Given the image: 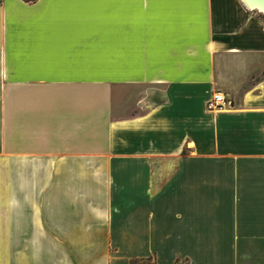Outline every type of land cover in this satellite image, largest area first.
Segmentation results:
<instances>
[{"label": "crops", "instance_id": "0c3cea01", "mask_svg": "<svg viewBox=\"0 0 264 264\" xmlns=\"http://www.w3.org/2000/svg\"><path fill=\"white\" fill-rule=\"evenodd\" d=\"M132 258L264 264V10L0 0V264Z\"/></svg>", "mask_w": 264, "mask_h": 264}, {"label": "built area", "instance_id": "2783aa9c", "mask_svg": "<svg viewBox=\"0 0 264 264\" xmlns=\"http://www.w3.org/2000/svg\"><path fill=\"white\" fill-rule=\"evenodd\" d=\"M227 104H230V102L227 100L224 93L219 90H215L211 97L207 100V106L209 108H221Z\"/></svg>", "mask_w": 264, "mask_h": 264}, {"label": "bare ground", "instance_id": "6f19581e", "mask_svg": "<svg viewBox=\"0 0 264 264\" xmlns=\"http://www.w3.org/2000/svg\"><path fill=\"white\" fill-rule=\"evenodd\" d=\"M249 6H258L260 10H264V0H244Z\"/></svg>", "mask_w": 264, "mask_h": 264}, {"label": "rangeland", "instance_id": "374dc122", "mask_svg": "<svg viewBox=\"0 0 264 264\" xmlns=\"http://www.w3.org/2000/svg\"><path fill=\"white\" fill-rule=\"evenodd\" d=\"M134 264H152L151 258L149 259H140L134 262Z\"/></svg>", "mask_w": 264, "mask_h": 264}, {"label": "trees", "instance_id": "16d2710c", "mask_svg": "<svg viewBox=\"0 0 264 264\" xmlns=\"http://www.w3.org/2000/svg\"><path fill=\"white\" fill-rule=\"evenodd\" d=\"M140 259L144 260V259H149V258H132V259H129V264H134L135 261L140 260Z\"/></svg>", "mask_w": 264, "mask_h": 264}, {"label": "water", "instance_id": "95a60500", "mask_svg": "<svg viewBox=\"0 0 264 264\" xmlns=\"http://www.w3.org/2000/svg\"><path fill=\"white\" fill-rule=\"evenodd\" d=\"M247 4V3H246ZM248 5V4H247ZM254 7V6H253ZM255 8H257V9H259V7L258 6H255Z\"/></svg>", "mask_w": 264, "mask_h": 264}]
</instances>
